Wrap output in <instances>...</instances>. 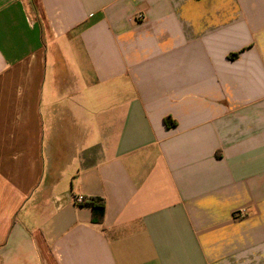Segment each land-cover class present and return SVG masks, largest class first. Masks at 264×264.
I'll return each mask as SVG.
<instances>
[{"label": "crops", "instance_id": "crops-1", "mask_svg": "<svg viewBox=\"0 0 264 264\" xmlns=\"http://www.w3.org/2000/svg\"><path fill=\"white\" fill-rule=\"evenodd\" d=\"M0 264H264V0H0Z\"/></svg>", "mask_w": 264, "mask_h": 264}, {"label": "trees", "instance_id": "trees-1", "mask_svg": "<svg viewBox=\"0 0 264 264\" xmlns=\"http://www.w3.org/2000/svg\"><path fill=\"white\" fill-rule=\"evenodd\" d=\"M237 54L231 55V57H235ZM168 119H166L167 122ZM82 206H86L90 208L92 213V222L94 224H102L104 221L105 213H106V205L105 200L102 198H90Z\"/></svg>", "mask_w": 264, "mask_h": 264}, {"label": "built area", "instance_id": "built-area-1", "mask_svg": "<svg viewBox=\"0 0 264 264\" xmlns=\"http://www.w3.org/2000/svg\"><path fill=\"white\" fill-rule=\"evenodd\" d=\"M138 19H144V16H142V15H139L138 16ZM88 200L86 199V198H84L83 196H76L75 198H74V203L75 204H77V205H81V204H84L85 202H87ZM244 210H240V211H238V212H236L235 214H234V217L235 218H239L240 216H242V215H244Z\"/></svg>", "mask_w": 264, "mask_h": 264}]
</instances>
